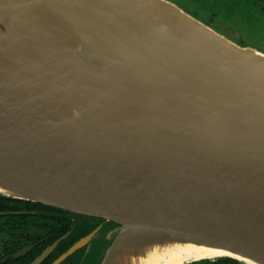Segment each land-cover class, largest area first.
Wrapping results in <instances>:
<instances>
[{
    "label": "water",
    "instance_id": "water-1",
    "mask_svg": "<svg viewBox=\"0 0 264 264\" xmlns=\"http://www.w3.org/2000/svg\"><path fill=\"white\" fill-rule=\"evenodd\" d=\"M4 1L0 194L102 220L52 264L165 241L264 264V52L170 0Z\"/></svg>",
    "mask_w": 264,
    "mask_h": 264
},
{
    "label": "trees",
    "instance_id": "trees-1",
    "mask_svg": "<svg viewBox=\"0 0 264 264\" xmlns=\"http://www.w3.org/2000/svg\"><path fill=\"white\" fill-rule=\"evenodd\" d=\"M250 1L253 5H259V9L264 13V0ZM0 211L23 212L0 214V233L9 235L10 232H12V234H10L12 237L10 236L9 238V241L12 242V245L9 246L10 248H18L23 244L35 242L43 238L45 235H49V238L41 242L39 245L35 246L33 250L27 255L20 258H13L11 257V255H9V257H7L4 262H1V258L5 257V255L8 253L10 254L15 249L13 248L12 250L8 251V249L10 248L4 245L5 251L3 250V253H0V264H27L35 256H37L46 245L51 243L55 238L64 233L70 227L71 220L69 219V216L75 215V213L52 207L46 204L21 200L4 196L1 194ZM79 217L90 219L89 217L84 215H80ZM96 220L99 224L102 222V220L99 218H97ZM92 228L93 225L90 228H84L83 223L76 226L75 229L72 231V234L68 237V239L63 241L59 245L57 250L53 254H51L42 264H49L72 243H74L80 237L91 232ZM13 235H18L19 237H13ZM99 255L100 244H93L88 253H86V247H84L81 250L75 251L74 254L68 256V258L65 259L61 264H97L99 261ZM192 264L245 263L229 257H218L215 260L201 259L198 261H193Z\"/></svg>",
    "mask_w": 264,
    "mask_h": 264
},
{
    "label": "rangeland",
    "instance_id": "rangeland-1",
    "mask_svg": "<svg viewBox=\"0 0 264 264\" xmlns=\"http://www.w3.org/2000/svg\"><path fill=\"white\" fill-rule=\"evenodd\" d=\"M170 1L231 41L264 51V13L259 9V5H253L250 0ZM10 234L0 233V251L10 242Z\"/></svg>",
    "mask_w": 264,
    "mask_h": 264
},
{
    "label": "bare ground",
    "instance_id": "bare-ground-1",
    "mask_svg": "<svg viewBox=\"0 0 264 264\" xmlns=\"http://www.w3.org/2000/svg\"><path fill=\"white\" fill-rule=\"evenodd\" d=\"M227 254L232 255L223 250L190 242L165 241L140 245L137 248H123L117 251L114 257L118 264H183L190 259L215 258V256ZM232 256L240 258L236 255Z\"/></svg>",
    "mask_w": 264,
    "mask_h": 264
},
{
    "label": "flooded vegetation",
    "instance_id": "flooded-vegetation-1",
    "mask_svg": "<svg viewBox=\"0 0 264 264\" xmlns=\"http://www.w3.org/2000/svg\"><path fill=\"white\" fill-rule=\"evenodd\" d=\"M80 215L79 214H75V215H71V216H69V219L71 220V224H70V227L64 232V233H62L61 235H59L57 238H55L51 243H49L48 245H46L45 247H44V249L47 247V246H49V245H51L52 243H54L55 241H57V240H59V242H58V244L56 245V247L49 253V255L46 257V259L51 255V254H53L56 250H57V248L59 247V245L63 242V241H65L66 239H68V237L72 234V231L75 229V227L76 226H78V225H80V224H82L83 223V227L84 228H90L92 225H93V228H92V230L93 229H95L96 228V226L99 224L98 222H97V218H95V217H90V216H87V217H89L90 219H85V218H83V217H79ZM91 230V231H92ZM90 233V232H89ZM87 235V234H86ZM85 236V235H84ZM84 236H82V237H84ZM82 237H80L78 240H80ZM9 238H10V236L8 237V240H9ZM47 238H49V235H45L43 238H41L40 240H37V241H35V242H32V243H28V244H23L22 246H20V247H18V248H15V247H9V246H11L12 244V242L10 241V242H7V244H6V246H8L10 249H8V251H10V250H12L13 248H15L14 249V251L13 252H11L10 254L8 253V254H6L5 255V257H3V258H1V262H4L5 260H6V258L7 257H9V255H11V257H13L12 255L16 252V251H18L19 249H21V248H23V247H26V246H31V249H29L25 254H23V255H21V256H19V257H13V258H20V257H23V256H25V255H27L28 253H30L32 250H33V248L35 247V246H37V245H39L41 242H43L44 240H46ZM7 240V241H8ZM78 240H76L74 243H76ZM74 243H72L69 247H67L63 252H61L55 259H53L49 264H52L54 261H56L61 255H63ZM82 248H84V246L83 247H81V248H79V249H77V250H81ZM43 249V250H44ZM3 250L5 251V247L3 248ZM3 250L2 251H0V253H3ZM42 250V251H43ZM76 250V251H77ZM41 251V252H42ZM40 252V253H41ZM75 252V251H74ZM74 252L72 253V254H74ZM39 253V254H40ZM38 254V255H39ZM71 254V255H72ZM37 255V256H38ZM70 256V255H69ZM36 257V256H35ZM34 257V258H35ZM33 258V259H34ZM68 257H66L65 259H67ZM32 259V260H33ZM45 259V260H46ZM64 259V260H65ZM210 260H215L216 258H209ZM31 260V261H32ZM45 260H43L40 264H42ZM63 260V261H64ZM30 261V262H31ZM63 261H61L59 264H61ZM30 262H28V263H30ZM242 262V261H241ZM27 263V264H28ZM244 263V262H243ZM187 264H192V262L191 263H187ZM246 264V263H245Z\"/></svg>",
    "mask_w": 264,
    "mask_h": 264
}]
</instances>
